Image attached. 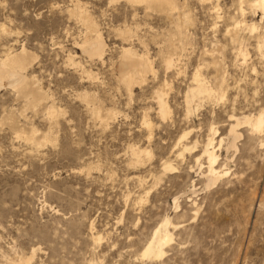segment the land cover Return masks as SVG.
<instances>
[{
  "label": "rangeland",
  "instance_id": "374dc122",
  "mask_svg": "<svg viewBox=\"0 0 264 264\" xmlns=\"http://www.w3.org/2000/svg\"><path fill=\"white\" fill-rule=\"evenodd\" d=\"M238 1L177 0L193 22L182 28L190 43L173 55L181 45L174 24L127 0H0V61L8 51L31 60L24 91L13 88L11 74L0 82V264L33 250L34 264H264V128L252 134L239 126L236 150L226 152L222 142L217 166L229 163V171L214 185L207 187L205 159L196 163L209 129L217 130L216 141L227 139L230 115L264 110L257 51L264 19L247 5L241 16ZM80 15L97 24L101 57L87 53ZM130 47L147 55L154 71L131 91L119 78L122 50ZM167 55L175 58L170 69ZM213 60L224 85L215 84ZM197 65L215 94L187 115ZM156 92L168 119L158 114ZM133 147L148 152L136 166ZM164 162L174 169L165 172ZM165 219L173 240L164 256L142 257Z\"/></svg>",
  "mask_w": 264,
  "mask_h": 264
},
{
  "label": "bare ground",
  "instance_id": "6f19581e",
  "mask_svg": "<svg viewBox=\"0 0 264 264\" xmlns=\"http://www.w3.org/2000/svg\"><path fill=\"white\" fill-rule=\"evenodd\" d=\"M113 1H118V0H113ZM196 1L199 2L200 4H203L205 2H210V0H196ZM127 2L128 3L130 2L131 4H134V5L143 6L144 11H145L144 13H147L148 10H155L157 12L159 11V12L163 13L165 15V17L168 18V20L171 23L174 24V26L177 28V31L179 32L177 34H179V36L181 38V43L179 42L181 45L179 47H174L173 43H169L170 45L173 46V49H172L174 52L173 55H177L176 54L178 51L177 49L182 50L184 48V45H187L190 43V35L186 31L183 32L182 28L184 26L190 25L193 22V20L188 17V14L186 11H183V9H182V8H184V7H182L183 5L181 4L182 6H180L179 3L177 2V0H127ZM237 5H238L237 6L238 11L240 12L241 16L245 15V11L247 9L245 7V5H247L254 12H260L262 15L261 20L264 19V0H239ZM180 9H182V11H180ZM212 10L215 13V15L217 16V18H219V16H218L219 7L215 6L214 8H212ZM87 15H85V16L80 15L81 18L84 20V22H86L87 31L89 34V35H86L89 37L86 38L87 42L85 45V49H86L87 53H89L91 56H94V57L97 56L98 57V56L102 55V53H103L104 43L102 41V38L100 37L101 34L98 33L97 24L95 23V21H93V19L90 16H87ZM242 19H243V17H242ZM240 23L241 22H235L234 28L235 29L238 28ZM258 28L259 27L257 24H250V29L252 32H256L258 30ZM125 30H127V29H125ZM227 31L230 32V29ZM174 33H176V32H174ZM131 34H132L131 30L128 29V31H126L125 35L128 36ZM235 34H238V33H235ZM177 36L178 35H176V37ZM230 36H231L232 40L236 39V35L231 34ZM169 38H170V36H169ZM171 38L169 39L170 41L168 40L169 42H173L172 40H174V39H171ZM262 49H264V33L260 36H257V51L260 53V56L262 58H264V54L262 52ZM23 50H24V48H23ZM16 54H17V52H16ZM244 54H242V55L244 56ZM120 57H121L120 58L121 60L119 63V72L121 74V77H119V78H121L120 81L123 83V85H125V87L129 91H131V88L135 83L143 82L145 80L146 74L154 72L153 67H152V62L150 61L149 57L145 54L139 55L131 47L128 49L123 48L122 54ZM28 58H29L28 56H26V55L22 56V54L11 55L10 51H8L5 54L4 58H1V61H0L1 62V66H0L1 67L0 68L1 85L7 84L3 80L4 76L7 74H9V75L11 74V75H13L11 77L12 78L14 77L13 88L17 87L18 92H21V90L24 91L26 87H29L30 84L26 80L27 77L24 76V73H26L25 71H26L27 66H28L27 63H28V61L29 62L31 61V60H28ZM163 63H164V66L166 69H170L171 67H173L175 65V58H173L172 55H167L163 58ZM211 64H213V66L215 67V71H214V72H216L215 73L216 74L215 84L216 83H219V84L223 83V85H224V82H222L223 78L220 77L221 72H219L222 69V67H221V69H218L220 65L216 60H213ZM29 66H30V64H29ZM201 69L202 68L200 67V65L196 66V68L194 69V72L191 74L192 85L188 88L187 92L185 93V104H186L187 115H191L194 111H196L199 108V106H200L199 101L202 98H205V97L210 98L212 95L215 94L214 93L215 91H213V89H212L213 87H210V84L206 81L205 77L200 72ZM117 70H118V68H117ZM224 74H223V77H224ZM6 79H8V78H6ZM8 81H9V79H8ZM8 84H9V82H8ZM31 84H33V83L31 82ZM1 85H0V87H1ZM217 85H215V86L217 87ZM10 87H12V85ZM31 87H33V86H31ZM8 88H9V86H8ZM220 90H219V92L222 91V90L221 91ZM31 94H33V93H30V95ZM46 95H48V94H46ZM155 95H156L157 104H158V114L162 119H165L168 117V115L170 113V111H169L170 109L167 106V103L165 102V100L163 98V94L161 92H156ZM223 97H224V95L222 94L220 96V100ZM28 98H32V97H28ZM48 98L49 97L47 96V99ZM89 99L90 98H88L87 96L83 97V101H85L87 103L90 101ZM50 100H52V99H50ZM32 101L33 102L30 101L32 103V105L36 106L37 108L41 104V100H32ZM29 103H28V105H29ZM48 105H46V106H48ZM46 106L44 107L45 109H46ZM194 107H195V109H194ZM100 110H102V109L101 108L96 109V107H95L93 109V115H95L96 117H100ZM114 115H115L114 113L108 112L106 117H107V119H112L114 117ZM228 120H229V122L231 121V124H230L229 130H228L227 139L220 138L218 141H216L215 136L217 135V130H215V128L209 129V134L207 136L206 141L203 144L201 156L196 158V163H198V165L200 163L199 160L201 158H204L205 162L207 164L206 172L204 173V177L206 178V181L208 183L207 187L214 185L220 178H222L223 176H226L228 171H229V163L217 166L218 159H219V156L217 155V151H218V149H220L222 142L224 140H227L226 144H225L226 152H229L230 149L236 150V145H235L236 143L235 142L240 137V134L237 132V128L241 125H246L252 134H259L260 132H262V130L264 128V110H261L259 113H257V115H245V114H241L238 116L230 115ZM145 124L147 126L150 125V123L147 121ZM188 134H189V132L183 134L179 138L177 145L179 143L181 144V142L185 139L186 136H188ZM45 137H47V136H45ZM29 140H32V139H29ZM47 140H48V138H47ZM195 144H196V142H195ZM182 147H181L183 149L182 151H185V150L188 151V150H192L193 146L189 147L187 145H182ZM180 152H181V150H180ZM131 153H132V156H134V159H133L134 161L132 162V165H134V166H136L137 164L142 162V160H141L142 155H144V154L148 155V152L146 149L141 150L138 147L137 148H135V147L131 148ZM182 153H184V152H181L178 155H182ZM173 169L174 168H173L171 163H167V162L163 163V170L165 172L166 171L170 172ZM138 180L141 182L140 178ZM139 181H137V182H139ZM142 182L144 183V181H142ZM175 201H177V200L175 199ZM169 226H170L169 219H165L154 230L152 239L146 244V246L144 247V249L142 251V257L147 258V259H159V258L164 256V252H165L164 247L166 245H168L173 240L171 234H169V232L167 230L169 228ZM91 239H93L95 242H99L101 240L100 237H93V236L91 237ZM35 252L36 251L33 250L30 256L18 257V259L13 260L10 264H34L33 263V257H34ZM90 264H93V263H90Z\"/></svg>",
  "mask_w": 264,
  "mask_h": 264
}]
</instances>
